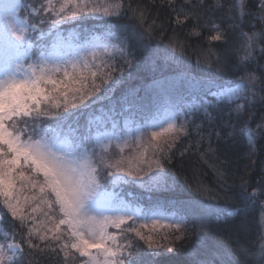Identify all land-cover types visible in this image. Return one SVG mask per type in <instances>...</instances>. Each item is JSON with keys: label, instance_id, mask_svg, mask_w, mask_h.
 Wrapping results in <instances>:
<instances>
[{"label": "snow or ice", "instance_id": "1", "mask_svg": "<svg viewBox=\"0 0 264 264\" xmlns=\"http://www.w3.org/2000/svg\"><path fill=\"white\" fill-rule=\"evenodd\" d=\"M246 5L247 0H235L232 7L214 0L212 9L223 7L227 12L222 21L227 23L225 28L215 21L202 22V16L209 11L204 0H183L182 4L167 0L177 27L192 19L195 26L189 34L199 36L198 29L210 24L214 34L209 40L225 45L219 54L209 49L210 59L206 61L219 75L195 83L202 93L199 103L162 124L150 125L158 131L137 129L139 135L133 134L122 147L117 145L121 155L111 159L105 155L97 158L95 149L87 147L90 137L79 133L70 121L112 98L123 82L125 69L139 63L138 53L156 30V20L143 30L126 29L128 34L123 38V34L110 30V42L102 52L81 48L76 59L62 60L34 43L36 34L44 35L45 25L49 30H59L73 21L91 16L118 18L129 10L144 25L148 10L139 4L132 8L127 0L0 3V224L5 215L19 224V230L15 223L10 231L0 230V264H34L29 258L37 252H50L61 258V264H71L77 257L83 258L80 264H153L145 256L162 255L156 251L164 247L161 241H170V234L174 233H180L175 240L184 239L185 218H169L151 209L133 207L114 189L131 183L151 189L171 179L167 165L177 141L190 135V125H194L197 135L204 130L203 124L196 125L189 119L198 113L203 114L204 123L212 129L208 151L213 154L220 150L221 143L235 142L234 118L239 121L248 116L241 131L253 149L256 138L264 136V117L256 129L248 127V114L257 104L264 105V71L257 75L249 67L259 65L264 58V0L251 21L247 19L250 14ZM132 40L137 44L135 51L130 45ZM168 46L174 51L183 50V43L175 34ZM259 67L264 69V65ZM233 69L243 70L244 74L235 80L221 79ZM181 115L184 121L177 123ZM53 119L60 125L61 133L65 127L68 129L67 135H53L50 128L43 127ZM213 138L216 148L212 147ZM133 144V154L123 155L125 148H132ZM108 147L110 144L104 145L103 150ZM219 175L223 177L222 172ZM106 185L113 191L109 192ZM260 197H264V186L247 193V200L260 206L258 222L264 231V201ZM237 211L228 210L226 214L234 216ZM38 215L42 216L39 220ZM216 218L221 219L219 215ZM199 228L201 235L193 251L203 247L206 252L203 256L196 252L189 264H234V252L209 249L204 243L202 234L209 229L205 220H201ZM261 241L259 261L255 260L257 252L248 248L238 245L236 251L246 260L253 258V264H264V235ZM143 246L148 250L145 253L140 251Z\"/></svg>", "mask_w": 264, "mask_h": 264}, {"label": "trees", "instance_id": "2", "mask_svg": "<svg viewBox=\"0 0 264 264\" xmlns=\"http://www.w3.org/2000/svg\"><path fill=\"white\" fill-rule=\"evenodd\" d=\"M27 2L32 3L33 0ZM127 2L131 3L132 8H136L139 4L148 10L144 25H141L129 10L118 18L91 16L79 22L73 21L60 26L59 30L55 28L49 30L45 25L44 35L41 37L36 34L34 41L39 47L46 49L58 35L74 38L80 42L87 35L101 33L104 46L110 42V30L117 35L123 34L121 35L123 38L128 34L126 29L143 30L153 19L156 20L154 26L156 30L152 32L150 38H146V47L138 53L139 63L131 69H125L123 82L117 86L112 98L93 106L70 121L79 133L90 137L91 142L87 147L89 150L95 149L97 158L105 155L116 159L121 155L116 145H112L106 151L95 147L93 134L102 127V122H106L107 125L113 123L116 128L124 129L122 123L130 118L132 125H140L149 132L153 119L163 109L168 108L176 115L187 112L190 105L199 103L202 93L196 89L195 83L219 75L215 67H208L206 63L210 59L209 49L219 54L225 47L221 42L209 40V36L214 34L210 24L208 27L198 29L199 36L189 34L190 29L195 26V21L192 19L185 25L177 27L172 20L167 0H164L163 7L161 0H156L155 3L153 0H127ZM261 2L262 0H247L249 21L258 13ZM182 3L183 0H176V4ZM204 3L209 11L202 16V22L222 23L227 15L224 8L212 9L214 0H204ZM220 4L232 7L235 0H220ZM222 26L227 27L226 21ZM245 31H248L247 25ZM174 34L179 42L183 43L182 51H174L168 46ZM130 45L135 51L137 48L135 40L130 41ZM103 46L98 53L104 50ZM108 51L111 52L113 49L108 48ZM259 65H264V58L259 60ZM259 65H250V70L261 75L264 69ZM243 74V70L233 69L221 79L235 80ZM248 115L251 116L248 127L256 129V125L264 117V105L257 104L253 112ZM98 117L100 121L97 120ZM189 119L194 120L196 125L203 124L204 130L197 135L194 125H190V135L177 141L171 153L172 160L167 165V174L171 179L166 183L161 181L158 186L151 189L131 183L121 184L114 190L120 191L131 202L140 204L145 211L161 209L176 216V219L181 217L186 219L184 239L175 240L174 237L180 233L170 234V241H161L164 247L156 249L162 255L155 258L145 256V259L152 260L153 264H189L196 257V252L203 256L206 252L205 248L196 247V251H193L194 246H197V238L201 235L199 225L202 219L209 225V229L202 234L203 241L209 249L231 250L235 253L231 257L234 264H253V258L246 260L236 249L239 245L257 252L255 260L259 261L257 250L262 242L261 236L264 235L262 225L258 222L260 206L258 203H250L247 200V193L264 186V136L256 138L253 149L248 145L241 131L248 116L242 117L239 121L234 118L233 122L236 123L237 129L235 142H229L227 145L221 143L220 150L213 154L208 151V134L212 129L204 123L203 114L198 113ZM183 121L184 116L181 115L177 123ZM43 127L50 128L51 133L55 131L61 133L60 125L55 119L46 121ZM61 134L67 135L68 129L65 127ZM212 147H217L215 138ZM134 148L135 144L132 148H125L123 155L133 154ZM182 151L183 156L180 155ZM221 172L223 177L219 175ZM242 184L244 187L241 186ZM106 187L113 190L111 186L106 185ZM2 199L0 197V203ZM259 199L264 201V197ZM228 210L238 211L234 216H228L226 214ZM217 215L221 219L218 220ZM41 218L42 216H37L38 220ZM14 223L19 230L18 222L12 221L8 215H5L0 230L10 231ZM34 243L39 241L34 240ZM140 251L145 253L148 250L143 246ZM29 259L33 260L34 264H61V258L50 252H37ZM82 259L77 257L71 264H80Z\"/></svg>", "mask_w": 264, "mask_h": 264}, {"label": "rangeland", "instance_id": "3", "mask_svg": "<svg viewBox=\"0 0 264 264\" xmlns=\"http://www.w3.org/2000/svg\"><path fill=\"white\" fill-rule=\"evenodd\" d=\"M3 0H0V3H2ZM96 45L97 47H93ZM103 46V37L101 33H94L87 35L84 39H81L80 42L75 40L74 38H69L66 36H59L57 39L54 40L51 44L48 45V47L45 49L48 53L53 54L56 57L61 58L62 60H73L78 57L79 50L81 48H88L90 51H96L97 53L100 51V49ZM84 55H87L88 53H83ZM175 116V114L171 111H169L168 108L163 109L160 113H158L155 118L153 119L151 125H158L162 124L164 121L169 120L170 117ZM100 121V118L97 119ZM131 119L129 118L126 122L122 123L124 125V129L115 126V124L107 125L106 122L101 123V128H98L96 132L93 134L94 137V143L95 147L97 148H103L104 145H109L110 147L112 145H116V147L123 146V142L125 140H128L133 134L139 135L137 132V129L143 128L140 125H132ZM166 126V125H165ZM158 128H152L150 127L149 132L151 131H158ZM53 135H61L58 131L52 132ZM108 147V148H110ZM109 192L113 190H109ZM124 201H126L128 204L132 205L133 207H139L140 204L133 203L129 199H127L120 191L114 190ZM153 211L158 212L159 214L163 216H167L169 218L175 217L172 216V214L165 212L161 209H155ZM106 215H111V213H105ZM110 231H114L113 229H110Z\"/></svg>", "mask_w": 264, "mask_h": 264}]
</instances>
